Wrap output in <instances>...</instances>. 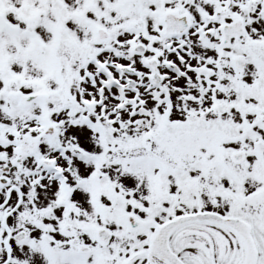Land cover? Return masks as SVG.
<instances>
[{"label":"snow or ice","instance_id":"1","mask_svg":"<svg viewBox=\"0 0 264 264\" xmlns=\"http://www.w3.org/2000/svg\"><path fill=\"white\" fill-rule=\"evenodd\" d=\"M0 264H264V0H0Z\"/></svg>","mask_w":264,"mask_h":264}]
</instances>
